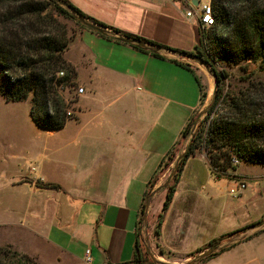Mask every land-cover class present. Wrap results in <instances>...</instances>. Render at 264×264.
Listing matches in <instances>:
<instances>
[{
    "label": "crops",
    "instance_id": "1",
    "mask_svg": "<svg viewBox=\"0 0 264 264\" xmlns=\"http://www.w3.org/2000/svg\"><path fill=\"white\" fill-rule=\"evenodd\" d=\"M67 1L108 31L168 49L152 52L89 28L75 31L63 55L74 68L76 92L82 91L62 128L43 129L48 135L37 150L6 157L8 166L0 173L7 191L0 195V228L13 227L18 233L17 240L3 237L0 246L36 253L33 245L42 242L72 264H81L88 248L90 264H119L133 257L148 195V205L158 193L164 196V190L146 194L149 183L162 159L181 142L182 130L198 110L202 93L208 95L213 77L196 61L170 51L191 53L199 45L200 28L184 17L189 8L184 0ZM231 170L212 175L204 154L186 158L156 240L173 229L180 233V227L183 237L205 215L214 220L219 209L225 229L208 228L200 246L182 259L193 257L212 239L255 224L225 237L217 246L224 251L196 263L264 264V212L243 222L233 220L234 215L222 219L227 205L215 196L217 182L211 179L244 183L238 166ZM206 184V192H194ZM201 201L211 203L200 207Z\"/></svg>",
    "mask_w": 264,
    "mask_h": 264
},
{
    "label": "trees",
    "instance_id": "2",
    "mask_svg": "<svg viewBox=\"0 0 264 264\" xmlns=\"http://www.w3.org/2000/svg\"><path fill=\"white\" fill-rule=\"evenodd\" d=\"M47 1L58 14L75 20L81 28H87L56 2ZM64 1L76 13L97 25L105 27L103 23L85 15L67 0ZM210 3L214 12V24L205 31H200L199 45H201L202 51L197 50L196 55L209 67L215 81L220 83L226 76L222 71L218 73L214 71L212 62L215 60H224L227 63L236 64L242 60L250 59L258 61L260 67L264 69V6L258 4L256 0H210ZM45 9L46 6L42 3L25 2L15 9V13L16 15L40 14ZM40 25H42L41 22ZM36 30L32 32L33 35L29 33L27 38L23 39L2 22V27H0V95L5 101H21L30 94L28 114L31 121L38 128L58 130L63 127L68 118L72 117V114L67 110L65 98L59 93L65 88L74 87V68L62 57L69 37H65L64 33L39 35V29ZM113 31L118 32L115 29ZM126 36L159 48L168 49V47L143 38ZM58 72H62V75L57 76ZM219 94L216 95L214 102L221 98ZM222 100L225 106L224 115L211 118L206 125L201 127L200 133L194 132L191 135L170 184L160 189L164 190V198L154 227L155 236L159 234V226L172 199L179 172L185 159L189 156L200 152V150H205L209 157L210 166L221 171L230 167V159L233 156L244 163H256L264 166V112L259 111L254 97L249 94L239 93ZM193 121L194 119L182 130V139L188 133ZM171 153L166 154L164 158L169 159ZM154 184L153 176L146 194L150 192V188ZM41 186L48 187L51 185L42 184ZM260 223L257 222V224ZM254 225L212 239L205 247L198 249L196 253L218 244L227 236ZM225 249L220 248L200 261L215 256ZM190 255L194 256L193 254ZM0 264L34 263L25 254L10 251L8 247H1ZM119 264L161 263L151 260L143 250L140 253L138 236H136L132 259Z\"/></svg>",
    "mask_w": 264,
    "mask_h": 264
},
{
    "label": "rangeland",
    "instance_id": "3",
    "mask_svg": "<svg viewBox=\"0 0 264 264\" xmlns=\"http://www.w3.org/2000/svg\"><path fill=\"white\" fill-rule=\"evenodd\" d=\"M256 1L258 4L264 6V0ZM25 2L42 3V5L46 6V9L40 14L16 15L15 9ZM236 6H238V4H236ZM42 17L44 18L42 19ZM0 20V27H2V22L5 23L8 28L14 30L15 33L23 39L29 33L30 35H33L32 32L39 29V35L64 33L65 37H69L68 44L75 31L80 28L75 20L58 14L47 0H0ZM40 22L42 25H40ZM68 44L66 48H68ZM197 50L202 51L201 45H198L191 54L196 55ZM63 54L64 52L62 53V57L65 61ZM188 60L192 63L195 62L190 59ZM197 63L201 69L204 67L206 71L212 75L207 65H203L199 62ZM212 67L215 72L218 73L222 71L226 76L220 83L216 82V86H214L213 78V83L212 86L209 87L208 95L206 96L202 93L198 110L194 112L192 117L194 121L190 124L188 133L183 139H181V142L174 148V150L171 151L172 153L170 157H168L169 159L164 158L162 164H160L154 175V183L157 182L158 187L162 186L168 179L176 158L184 152V149L191 138L190 132L192 134L194 132L200 133L201 127L206 125L211 118H214L217 115H224L225 106L223 104V98L226 99L232 95L236 96L239 93L243 95L249 94L251 97H254L259 111L264 112V69L260 67L258 61L248 59L232 64L227 63L224 60H215L212 62ZM76 86L77 85L74 82V87L65 88L64 90L59 91L61 96L65 98L67 110L71 114H73V110H75L74 100L77 93ZM217 94L221 95V98L214 102ZM30 97L31 95L29 94L25 100L5 101L0 95V173L3 171V168L5 169L6 166H8V164H6V157L9 156L15 158L22 155V152H32L33 150H37L45 136L48 135L43 129L35 126L29 117L28 109ZM200 153L204 154L209 162V157L205 150H200ZM237 161L238 163L236 165L230 163V167L226 169L232 171L231 169H235V167L238 166L242 174L245 175V187L239 190L235 196L230 195L229 190L231 188H237L238 183L240 182L238 179L229 182L228 178L220 177L218 180L211 179V181L217 182V187L214 190L215 196L217 199L220 198V200L224 201L227 205L226 211L228 212L225 213V218L222 219H230L232 215H234L235 218L233 220L236 221V219H238L243 222L244 220H251V217H255L261 212H264V166L256 163H244L239 159H237ZM212 170L214 171V173L212 172V175L216 173L218 176L224 174L226 171H221L216 167H212ZM170 182L171 179L168 185ZM155 189L156 188L153 186L150 188V192ZM206 191L207 184L206 186L203 185L201 187L199 185L194 192L201 195V193ZM5 192L7 191L2 188V185L0 184V195ZM163 198L164 196L162 192L155 195L149 202L146 212H144L145 202L143 203L137 229L140 253L142 250L145 251L149 258H153L156 262H162L163 264H183L196 256L194 255L188 260L182 259L188 252H194L197 246H200L198 244L207 234L208 228L211 229V232L214 230H217L215 232H219L226 227L221 221H219L221 219L218 216L220 211L217 209L214 213L218 218L215 217V219L212 220L205 215L206 220H201L197 224H194L190 233L187 235H184L183 237L180 236L183 233V229L180 227V233H178V230L174 231L173 229V233L177 232V234H179L178 237L173 236V233H171L168 234V237L160 236L158 240H156L154 227ZM204 203L208 205L211 202L201 201L199 206L202 207ZM187 226H189V224H187ZM196 226L198 228L197 230H195ZM17 233L18 230L13 227L0 228V242L5 239L3 238L5 236H8L10 240H15ZM1 247H8L10 251L27 255L34 264H72V261L69 258L62 256L59 252L42 242L37 243L35 246L33 245V249L36 253H25L11 245L0 246V248Z\"/></svg>",
    "mask_w": 264,
    "mask_h": 264
},
{
    "label": "water",
    "instance_id": "4",
    "mask_svg": "<svg viewBox=\"0 0 264 264\" xmlns=\"http://www.w3.org/2000/svg\"><path fill=\"white\" fill-rule=\"evenodd\" d=\"M53 1L56 2L58 5H60L61 7H63L64 9H66L72 16H74L76 18V20L80 24L86 26L89 29H92V30L97 31V32L104 34V35H109L118 41H121V42L126 43V44L135 45L141 49L149 50L152 52H157V50L159 49V47H157V46L152 47L151 45H147L146 43H144L140 40H137L135 38H130V37H127L124 35L117 34L113 31L106 30L104 27L97 25V24L89 21L88 19L84 18L80 14L76 13L74 11V9L72 7H70L64 0H53ZM191 2L195 3V0H191ZM170 51H171V53L176 54L180 57L190 59V60H193V61H196V62H199V63L205 65V63L200 58H198L196 55H193L191 53L181 52V51H174V50H170ZM213 78H214V86H216L215 77L213 76ZM190 134L192 135L191 132H190ZM181 156H182V154L176 158L174 165H173V169L170 172V175H169L168 179L165 181V183L162 186L156 188L153 192H156V191L160 190L161 188H164L168 185L170 179L172 178V176L174 175V173L177 169V165H178V162H179ZM148 198H149V195H148V197L144 203V212H146L147 207H148ZM217 246H218V244L208 247L204 251L197 253L195 257L189 259L187 262H185L183 264H194L196 262H199L201 259L205 258L206 256H208L212 252L217 251L218 250ZM151 259L154 261L153 258H151ZM158 263H162V262H158Z\"/></svg>",
    "mask_w": 264,
    "mask_h": 264
},
{
    "label": "built area",
    "instance_id": "5",
    "mask_svg": "<svg viewBox=\"0 0 264 264\" xmlns=\"http://www.w3.org/2000/svg\"><path fill=\"white\" fill-rule=\"evenodd\" d=\"M186 3L189 4V8L186 9L184 13V17L187 20L194 19L200 31L208 29L214 24V12L210 3V0H195V3H192L191 0H184ZM62 72H58L57 76H61ZM82 91L81 88L77 89V93ZM230 163L232 165H236L238 163L235 157L230 159ZM244 188V183L239 182L236 189H230L229 193L232 196H235L236 193ZM91 256L90 250L86 248L84 250L83 258L81 264H90Z\"/></svg>",
    "mask_w": 264,
    "mask_h": 264
}]
</instances>
